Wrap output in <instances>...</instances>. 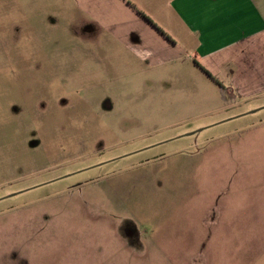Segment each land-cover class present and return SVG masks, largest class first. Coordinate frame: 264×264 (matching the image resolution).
<instances>
[{
    "label": "rangeland",
    "instance_id": "rangeland-1",
    "mask_svg": "<svg viewBox=\"0 0 264 264\" xmlns=\"http://www.w3.org/2000/svg\"><path fill=\"white\" fill-rule=\"evenodd\" d=\"M83 3L0 0V264H264V106Z\"/></svg>",
    "mask_w": 264,
    "mask_h": 264
},
{
    "label": "crops",
    "instance_id": "crops-1",
    "mask_svg": "<svg viewBox=\"0 0 264 264\" xmlns=\"http://www.w3.org/2000/svg\"><path fill=\"white\" fill-rule=\"evenodd\" d=\"M106 1L97 15L78 7L135 59H153L151 67L181 61L223 100L264 106V0Z\"/></svg>",
    "mask_w": 264,
    "mask_h": 264
},
{
    "label": "water",
    "instance_id": "water-1",
    "mask_svg": "<svg viewBox=\"0 0 264 264\" xmlns=\"http://www.w3.org/2000/svg\"><path fill=\"white\" fill-rule=\"evenodd\" d=\"M254 112V111H253ZM252 113V112H251ZM197 132H200V130L199 131H197Z\"/></svg>",
    "mask_w": 264,
    "mask_h": 264
}]
</instances>
